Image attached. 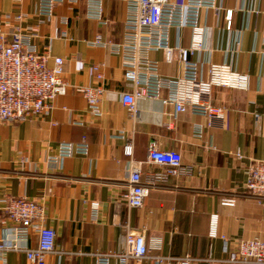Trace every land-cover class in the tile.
Listing matches in <instances>:
<instances>
[{"label":"crops","instance_id":"1","mask_svg":"<svg viewBox=\"0 0 264 264\" xmlns=\"http://www.w3.org/2000/svg\"><path fill=\"white\" fill-rule=\"evenodd\" d=\"M218 2L219 17L213 10L201 15L209 27L201 57L213 63L229 59L249 75V88H213L211 102L225 108L224 118L205 127L198 137L194 128L205 126L206 119L184 112L173 120L167 115L172 108L160 98L138 99L137 113L130 117L120 95L133 86L123 79L119 58L108 47L88 44L97 34L106 43L121 42L123 1L102 0L105 23H100L85 17L83 1L73 8L56 5L47 18L38 13V0H0V21L8 16L11 23L8 33L18 26L31 35L38 50L48 49L52 57L63 59L66 85L47 112L20 121H0V207L6 197H24L43 206L46 224L56 233L55 251L46 264H95L96 253H121L127 227L144 235L151 254L173 259L189 256L190 264H233L225 246L233 249L243 239L264 240V207L244 186L249 164L264 160V0ZM227 9L232 10L230 29L223 18ZM63 17L68 21V39L55 36L57 28L64 27ZM170 35L172 44L187 45L190 39L189 29H172ZM149 58L158 63L161 75L174 76L179 70L177 51L169 60L163 50L151 51ZM94 64L102 65L105 78L98 117L86 111L80 90L97 83ZM171 119L172 125L167 126ZM118 131L132 141L133 165L140 168L142 178L161 169L147 162L152 143L161 150L179 152L190 173L153 187L142 207H128L122 195L130 167L124 140L114 136ZM83 138L87 154L58 163L46 161L57 153L60 142L77 143ZM223 198H233L234 205H223ZM90 201L98 203L96 219H92ZM213 215L217 217L215 237L210 235ZM35 243L33 235L28 244ZM6 263L32 264L23 252H8ZM110 264L120 262L113 257ZM128 264H174V260Z\"/></svg>","mask_w":264,"mask_h":264},{"label":"built area","instance_id":"2","mask_svg":"<svg viewBox=\"0 0 264 264\" xmlns=\"http://www.w3.org/2000/svg\"><path fill=\"white\" fill-rule=\"evenodd\" d=\"M84 3V14L88 19L105 23L102 0H38L37 11L50 18L54 7L68 4L69 8ZM125 3L123 19L124 34L121 42L106 43L97 34L88 44L108 47L120 60L123 79L133 86L130 92L121 93L120 101L127 108L130 117L137 113L135 103L138 99L160 98L164 105L172 108L167 113L173 120L179 113L189 112L206 119L205 126L197 125L194 134L203 135L205 127L220 124L225 108L211 102L212 89L215 87L246 91L249 88V75L238 70L229 59L213 63L202 59L206 50L209 27L202 22L203 11L213 10L219 17V0H184L181 3L170 0H121ZM17 15V19H22ZM225 27L230 29L232 10L224 11ZM67 18L63 17L55 33L56 37L68 39ZM11 25L8 16L0 21V121L14 122L29 116L47 112L53 100L65 87L63 78V59L52 57L48 49L38 50L31 42V35ZM177 32L189 29L187 45L171 43V30ZM9 37V39H7ZM235 51L239 45V33L235 35ZM163 50L169 60L172 51H177L179 70L174 76L161 75L158 63L149 58L151 51ZM51 60V64L49 61ZM95 85L81 87L86 102V111L94 116L101 115L100 101L104 94L105 78L101 64L92 66ZM171 122L167 126L172 125ZM115 137L124 140V153L129 161V179L122 198L130 208L142 207L150 190L167 182L171 177L190 173L182 164L181 155L175 150H161L155 144L148 149L149 164L159 165L161 169L150 171L141 177L138 166L133 165V143L124 131ZM88 146L83 138L74 143L62 141L55 155L47 156V162L58 163L63 158L75 154H87ZM241 158V154L237 153ZM246 190L264 207V160L252 161L247 170L244 184ZM0 207V264L6 263L8 252H23L32 264H46L48 255L55 251L56 233L46 224V214L42 205L24 197H6ZM221 203L233 206V198H223ZM98 203L90 201L92 219H96ZM217 232V217L210 222V235ZM36 243L29 246L31 236ZM225 242L227 240L222 237ZM228 261L233 264H264V240L259 238L243 239L236 242L233 249L225 246ZM117 257L120 264L139 263L151 259L155 263L174 260V264H190L191 257L173 259L150 253L142 233L126 228L124 249L121 253H96L95 264H110Z\"/></svg>","mask_w":264,"mask_h":264}]
</instances>
